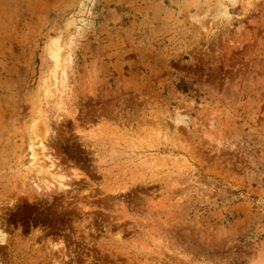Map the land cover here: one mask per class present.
<instances>
[{
	"label": "rangeland",
	"instance_id": "374dc122",
	"mask_svg": "<svg viewBox=\"0 0 264 264\" xmlns=\"http://www.w3.org/2000/svg\"><path fill=\"white\" fill-rule=\"evenodd\" d=\"M0 264H264V0H0Z\"/></svg>",
	"mask_w": 264,
	"mask_h": 264
},
{
	"label": "clouds",
	"instance_id": "9594fccd",
	"mask_svg": "<svg viewBox=\"0 0 264 264\" xmlns=\"http://www.w3.org/2000/svg\"><path fill=\"white\" fill-rule=\"evenodd\" d=\"M9 237V233L0 229V246H4L7 243Z\"/></svg>",
	"mask_w": 264,
	"mask_h": 264
}]
</instances>
